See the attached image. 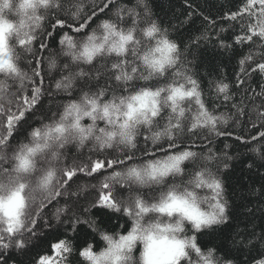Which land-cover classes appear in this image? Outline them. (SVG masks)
<instances>
[{"label":"trees","instance_id":"obj_1","mask_svg":"<svg viewBox=\"0 0 264 264\" xmlns=\"http://www.w3.org/2000/svg\"><path fill=\"white\" fill-rule=\"evenodd\" d=\"M77 5L80 8L79 21L72 15L78 11ZM243 5L244 0H146V3L139 0H111V3L109 0H61V7L41 21V27L36 30L38 39L32 47L38 50L37 54L34 56L19 46L22 66L30 75L33 76V67L41 70L43 83L39 86L43 95L26 121L14 127L3 150L11 155L28 138L31 130L42 123H51L82 92L94 94L104 91L107 93L104 99L107 100L114 93L122 94L145 87V83L139 80H115V72L101 63L88 68L92 75L78 80L71 90L63 86L58 90L55 84L63 80V71L50 74L48 70L49 57L59 58L65 46L60 43L64 34L83 37L102 20L118 19L121 25H127L136 21L138 16L145 17L167 30L171 40L177 44L181 52L178 73L185 80L191 77L197 81L201 98L214 114L230 117L226 126H219L224 134L217 136L206 131L198 132L185 136V143L179 145V148L201 154L206 168L210 166V170L219 176L221 193L227 204L228 220L210 230L192 231V236L196 237L195 243L203 254L214 252L221 264H257V261L264 260V159L257 158L250 151L254 145L264 142V138L252 139L264 131V116L261 115L264 114V95H261L264 74L252 71L256 63L264 60V47L258 46V43L264 42H239L245 35L242 27L248 23V19L233 21L229 17L242 10ZM114 10H118L124 19L114 17ZM57 19L64 21L63 28L55 23ZM80 22L87 24V27L75 32L74 27ZM41 42L46 47H41ZM250 55L252 59L242 65L241 61ZM38 60L40 64H37ZM60 62L66 63L63 59ZM242 67L247 70L246 73ZM34 79L39 81L40 78ZM241 79L243 84L238 82ZM155 83L150 82L147 86H155ZM221 83L230 85L231 99L225 100L223 95H218L217 89ZM62 84H68V81L64 80ZM36 86V83L28 82L21 89L12 84L9 90L15 91L16 95L11 104L4 105V109L15 112L21 98L32 94ZM5 130L6 124L0 118V131ZM145 136L147 134L138 140L139 150L135 152V157L149 159L166 152L176 154L167 143L157 147L145 140ZM100 155L117 153L113 149L96 151L91 145L83 148L70 145L63 150V165L65 169L76 167L78 170L90 164V158L95 159ZM125 161L127 164L133 163V159L128 161L126 157ZM8 167V163L0 161V168ZM122 167L117 166L116 170ZM110 174V169L100 175H85L77 171L71 182L65 179L68 187L62 190V196L44 199L43 207L39 203L32 211L36 225L32 232L25 230L23 247L17 246L16 239L10 242L5 238L2 243H9L10 246H0V264H37L41 256H56L52 246L60 240L72 249L70 253H62L67 257L68 264H84L80 252L85 247L92 249L95 245L99 249L102 246L98 233L127 232L130 228L128 219L110 211L109 207L102 206L96 199L100 191L98 183ZM126 191L125 186H119L115 192L116 199L124 196ZM61 208L68 211L60 213V222L57 223L55 213ZM203 257L205 255H201L200 259L203 260Z\"/></svg>","mask_w":264,"mask_h":264},{"label":"clouds","instance_id":"obj_2","mask_svg":"<svg viewBox=\"0 0 264 264\" xmlns=\"http://www.w3.org/2000/svg\"><path fill=\"white\" fill-rule=\"evenodd\" d=\"M57 3H61V0H47V3L42 0H0V107L13 102L16 92L9 90L12 84L25 88L30 80L29 71L22 66L19 49V40L25 38L24 33L29 30L27 26H32V34H36L41 27V23L39 28L34 27V21L30 18L41 17L42 21L45 20L52 11L58 10ZM141 3H146V0ZM118 13V10H114L113 16L118 18ZM108 22L116 27L106 30L102 20L87 35L73 37L72 47L66 42L59 58L49 57L50 74L62 70L63 80L59 82L68 81L71 90L81 79L79 73L91 76L87 69L94 65L103 63L111 70L112 65L117 64L120 71L115 72L113 77L120 75L121 81H125L124 61L127 60V81L139 80L146 86L122 94L114 93L107 100L104 99L107 93L100 96V92H82L51 123H42L31 130L28 138L11 155L0 146V161L9 165L8 168H0V199L5 201L3 211L10 212L13 202L18 200L14 198V201H9L8 198L19 183L25 185V207L22 210V219L25 220L47 198L49 191L59 190L65 171L63 150L70 145L77 148L91 145L96 151H101L107 150L106 147L102 149L101 144L110 142L117 154L132 152V143L144 134L151 142L155 140L156 144H168L166 126L169 118L173 123L180 120L185 129L194 122L193 116L198 111L195 98L180 99L179 94L172 98L174 90L181 86L187 90L189 85L178 73L181 52L168 31L139 16L127 25H121L118 19ZM153 25L156 31L149 36L147 30ZM129 35L132 36L131 41L126 39ZM173 44L176 50L169 47ZM61 59L66 63L62 64ZM150 82H156L155 86H147ZM90 99L95 103L89 104ZM154 111L157 117H153ZM77 120L79 127L76 126ZM58 125H63L59 131ZM36 129H39V137L33 134ZM84 136L87 138L82 139ZM29 149L32 151L29 152ZM250 151L257 158L264 159V142L254 145ZM194 153L180 163L179 170L172 168L164 175L162 173L173 164L168 155L141 159L135 157L134 152L133 163L119 169L121 175L115 180H108L114 193L119 186L127 189L124 196L116 199L117 207L109 210L124 215L130 222V228L127 232L98 233L102 246L97 249L94 245L92 248L95 264H171V252L181 245L191 257V264H205L200 259L201 255L208 258L209 264H221L214 252L198 256L192 248V231L210 230L228 220L226 201L214 186L216 182L220 183L219 176L210 170V166L206 168L201 154ZM24 157L31 162L28 170H14ZM188 165L191 167H186ZM130 168H135L139 176H130ZM49 173L51 183L45 186L41 181ZM101 181L98 183L99 189ZM218 200L225 208L222 216L217 207ZM197 221L202 222L199 229L196 228ZM133 229L135 244L129 252L126 246H122L121 236H127ZM84 264L93 262L84 259ZM181 264H185V259L182 258Z\"/></svg>","mask_w":264,"mask_h":264},{"label":"snow or ice","instance_id":"obj_3","mask_svg":"<svg viewBox=\"0 0 264 264\" xmlns=\"http://www.w3.org/2000/svg\"><path fill=\"white\" fill-rule=\"evenodd\" d=\"M42 2L47 3V0H42ZM111 3V0H109ZM142 2V0H141ZM56 7L59 9L61 7V3H57ZM78 11L76 13H73V18L76 20H80V8L79 5L76 6ZM123 10L121 9V12ZM118 17L123 20L124 17L118 13ZM247 17L248 23L242 27V31L245 32V35L240 38L239 42L248 41L249 43H258V42H264V0H244V5L242 10H238L236 13L232 14L229 19L230 20H237L240 18L242 21L243 19ZM254 18V20H253ZM34 21V27L39 28L40 23L42 21L41 17H34L30 18ZM58 24L61 28L64 27V21L57 19L55 22ZM29 28L28 31L24 33V37L19 40V46L22 48H25L27 52L33 53L35 56L37 54L36 49L32 47V45L37 41L38 37L36 34H32V26H27ZM87 27V24L80 22L77 27L74 28L75 32H81ZM116 27L115 24H110L108 20L104 21V28L106 30L108 29H114ZM156 31L155 25H153L151 28L147 30V35L151 36ZM255 38V39H254ZM72 39L73 37L64 34L63 38L61 39L60 43L61 45H64L66 42L70 47H72ZM128 41L132 40V36L129 35L126 38ZM258 46L264 47V43H258ZM41 47H46L41 42ZM169 47L172 50H176V46L169 45ZM42 59V58H41ZM251 55L249 57H246L245 60L241 61V64L243 65L247 60H251ZM41 61L38 60L37 64H40ZM125 64V70H124V77L126 78L124 82H127V60L124 61ZM112 70L114 72H119L120 68L119 65L114 64L112 65ZM33 76L30 77L29 83H36L37 86L32 89V94L24 95L21 98V103L17 106L16 111H6L4 107H0V118H3L4 123L6 124V130L0 131V146H6L8 144V137L12 135V132L14 130V127L17 125L23 124L30 112H32L35 109V106L37 105L39 98L43 95L42 88L39 86L43 83V76L41 73V70L39 67H33ZM135 71V69H133ZM242 71L246 73V69L242 67ZM252 71L258 72L260 74H264V60H261L260 62L256 63L255 66L252 68ZM81 78L87 77L88 75L84 72L79 73ZM34 77H39V81H36ZM98 78V76L96 77ZM115 80L121 81V76L116 75L114 77ZM187 84L190 85V87L185 90L184 86H181L179 89L174 90L173 92V99L176 97L177 94H179L180 99L187 98H195V103L197 105V113L193 116V123L188 128H184L181 121L177 120L174 123L171 121V118H169V123L166 126V131L168 134V146L170 149L175 150L176 154H168L169 160L173 161V164L170 165L167 169V171L163 172L162 174L167 175V172L171 171L172 168H175L176 170H179V165L182 161L190 158L195 153L179 148V145L185 143V133L188 135H196L198 132L206 131L208 134L215 133V135L219 136L224 134L221 130H219L220 125H227L230 117H228L226 114H220L216 115L214 112L206 105L205 101L201 98V92L198 91V85L197 81L191 79V77H186ZM239 83L243 84L244 81L241 79L238 81ZM63 87H71V84H62V82H57L56 88L59 90ZM21 89H23V86H21ZM230 85L227 83H221L220 86L217 89L218 95H223V98L225 100L231 99L230 94ZM104 91L100 92V96H104ZM261 95H264V89L261 91ZM89 104H94V100H88ZM72 107H75L74 105ZM93 111H95V107H93ZM173 111H175V107L173 108ZM67 114V113H66ZM107 114V113H106ZM153 117H157V112L152 113ZM183 115V113H181ZM264 116V114H261ZM77 127H79V121L77 120ZM63 128V125H58L57 130H61ZM83 131V129H81ZM101 132H103V129H101ZM36 137H39V129H36V131L33 133ZM230 134V133H229ZM159 135V134H157ZM87 137L84 136L82 139H86ZM239 138V137H238ZM261 138H264V131L259 132V136H253V140H260ZM131 140H135V138H130ZM145 140H149L148 136H145ZM179 141V142H177ZM152 144L161 147L162 145L156 144L155 140L152 141ZM63 147V146H62ZM107 148L112 149V144L109 143H102L101 148ZM138 141L132 143V152H121L117 155H100L96 157L95 159H91V163L88 165H85L83 167H80L78 170L76 167H71L65 169L63 172V181H62V187L59 190L55 191H49L47 194V200H52L53 198H57L62 196L63 189H66L68 185L65 183V179L68 182H71L73 178L77 175V171L84 173L85 175H100L104 170L110 169L111 174L105 176V178L101 181V188L99 193L97 194L96 199L100 202L102 206L109 207V208H116L117 207V200L115 193L112 191L108 180H115V178L119 177L121 173L116 170L117 166L123 165L127 166L128 164L125 161V157L128 161H131L133 159L134 152L138 151ZM32 149H29V152H31ZM145 152L148 151L147 148L144 149ZM19 160L20 158L17 157ZM30 161L27 160V157H24L23 160H20V163L18 167L14 170L19 171L20 169H24L25 171L28 170V166L30 165ZM7 171V169H5ZM129 175H136L139 176V172L135 168L129 169ZM42 184L45 186L50 185L51 183V173H49L48 177H45L42 181ZM215 188L219 191H222L221 185L219 182L215 183ZM25 185L23 183H19L17 185L16 190L12 193V195L8 198L9 201H14V198H18V200H15L13 202L12 210L10 212H6L2 210V205L5 203L2 199H0V225H3L0 227V246L7 248L10 246L9 243H2L5 238L7 237L9 241L11 242L13 239H16L17 246L23 247V240L22 236L24 235L25 230L28 232H32L36 225V219L33 217L32 213L30 214L29 218L27 220L22 219L24 212L22 211L25 207L24 203V197H23V190ZM95 187V185H93ZM44 200L40 203V207H43ZM217 207L220 210V215L222 216L224 214L225 208L222 203L217 201ZM119 210V209H117ZM142 211H147V209L141 208ZM67 208H61L57 209L55 213V219L57 223L60 222V213L61 212H67ZM126 214L131 215L130 212H127ZM37 215H39L37 213ZM214 222L213 221H208ZM201 221L196 222V228L199 229ZM30 225V226H29ZM135 229L132 230L127 236H121L122 246H126L128 251L131 252L132 248L135 244ZM107 239V237H105ZM192 248L194 250V253L196 255L201 254V249L197 247V244L195 243L196 237L192 236ZM54 251L56 252V257L54 258L52 256H41L37 262V264H68V260L66 256H63L62 253H70L72 249L67 246V243L63 240H60L56 242L53 246ZM80 255L87 260H90L95 264V254L93 253L91 248L85 247L81 252ZM211 255V253H209ZM171 264H181L182 258L185 259V264H191V257H189L183 249V246H179L171 252ZM203 260L205 261V264H209L208 258L203 257ZM257 264H264V260L257 261Z\"/></svg>","mask_w":264,"mask_h":264},{"label":"bare ground","instance_id":"obj_4","mask_svg":"<svg viewBox=\"0 0 264 264\" xmlns=\"http://www.w3.org/2000/svg\"><path fill=\"white\" fill-rule=\"evenodd\" d=\"M75 28V27H74Z\"/></svg>","mask_w":264,"mask_h":264}]
</instances>
